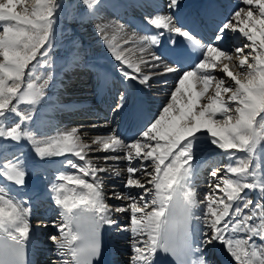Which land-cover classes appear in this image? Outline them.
Wrapping results in <instances>:
<instances>
[{"label":"snow or ice","instance_id":"1","mask_svg":"<svg viewBox=\"0 0 264 264\" xmlns=\"http://www.w3.org/2000/svg\"><path fill=\"white\" fill-rule=\"evenodd\" d=\"M242 2L247 7L221 21L207 43L185 30L183 20L176 25L173 16L180 0H168L170 12L149 18L156 30H164L157 34L137 38L127 34L122 24L94 25L112 57L121 63L119 72L125 81L147 84L160 74L154 70L161 68L165 74L178 73L169 102L153 120L130 137L122 138L110 128L109 134L94 141L105 152L116 153L97 159L127 163L124 187L129 191L113 192L112 198L121 204L110 207L100 175L109 169L93 166L88 159L93 149L83 142L78 129L38 139L28 127L32 113L21 110V104L34 106L45 96L48 80L38 85L43 76L38 70L52 68L54 26L62 3L34 0L29 5L27 0H0V156L6 161L0 166V178L19 188L26 186L30 172L22 151L25 142L40 160L76 158L64 161L75 171L59 172L55 182L46 185L55 204L63 209V222H52L60 238L49 237L61 264H102V229L106 225L130 234L128 264H162L164 255L175 258L177 264H214L206 250L216 244L225 247L235 264H264V247L256 244L257 239L264 240V0ZM79 4L91 20L96 18L101 0H79ZM80 20L84 22L83 17ZM236 33L246 43L229 47V34ZM176 35L200 53L192 64L186 66L193 54L176 44ZM128 44L135 47H126ZM234 59L243 68L239 74L225 63ZM142 65L149 73L142 71ZM217 68L223 76H216ZM226 81L230 82L226 85ZM127 102V95L121 92L114 110ZM202 135L234 160L212 170L210 175L218 182L205 194L206 202L198 201L191 183ZM237 152L245 155L237 157ZM112 175L119 178L121 171L117 168ZM39 179L48 181L43 173ZM134 188L141 191H131ZM249 192L259 193L258 199H251ZM199 203H205L204 230L194 248L190 228ZM31 211L29 200L15 199L0 187V264H28ZM112 212L127 213L128 223L121 224Z\"/></svg>","mask_w":264,"mask_h":264},{"label":"bare ground","instance_id":"2","mask_svg":"<svg viewBox=\"0 0 264 264\" xmlns=\"http://www.w3.org/2000/svg\"><path fill=\"white\" fill-rule=\"evenodd\" d=\"M167 2L168 0H145V3H144L146 6L145 7L143 5V0H101V5L97 8L96 18L89 20L88 17L85 15L83 23L81 22V20L73 19L72 24H70V26L71 27L73 26L72 28H74L76 30V33L78 34V38H79L78 50L81 51V54L78 55L75 53L73 56H71L72 58L71 64L65 67L64 72L63 70L60 71L61 65L58 64L55 66L57 74L58 75L60 74V76L55 77L54 83L50 87V90H49L50 92L48 93V95L46 94L39 103L43 106L44 117L42 121L39 123V131L37 132L35 130L34 131L38 133L37 135L42 134V133L44 134V137L41 139H46L50 136H53L57 132L68 131V130H71L72 128H76L78 129V135L81 137L83 142L91 145V148L93 149V151L89 152V156H88V159L92 160L93 166L94 167H106L109 169L107 173H101L100 175H103L102 176L103 189H104V193L106 194V203L110 207L121 204V200L112 198L113 192L117 194H122V193L126 194V192L129 191L128 189H125L124 187V181L127 178V172H126L127 166L121 165L123 163H126V161L124 160H121L120 162L108 161L107 163H105L104 160L96 158L97 156L103 157L105 155H116V153H112L110 151L105 152L102 148V145L98 146L94 143L95 140L101 137H104V134H103V131L101 132L96 129L97 127H100L101 125L94 122L96 119L92 117L91 112L89 113L90 117L88 118V121L85 122L84 120L81 119L82 115L85 114L84 113L86 111L85 107H91L92 103L94 102V98L92 95L94 92L93 85L89 86L91 83L89 78L86 79L83 74L79 76H76L74 74L71 76L69 75L75 71L81 70L83 68L82 64L84 62L82 61H84L85 59L84 57L87 56L88 53H91V54H95L96 56V61L93 64L94 66H92V70H91L93 72L90 73L93 76V78L100 77L102 75L100 73L102 71V67L105 69L106 74L114 73L116 76L121 77L122 75H120V73L117 71V69L121 68V63L119 61H116L112 57L110 51L106 47L105 42L101 39L100 35H98L97 32L95 31L94 25L97 23L109 24L110 22H115L116 24H122V18L131 19L134 17L133 16L134 14L138 13V11L140 13H143V14L139 13V15H141L142 19L146 21L147 18L145 16H150L157 10H158V14H161V13L166 14V12L170 10L167 8ZM185 2L186 1H184V4ZM200 4H201L200 0H196L194 3L191 4V6L200 5ZM132 6L136 8V11L133 9ZM245 7L247 6L243 5L242 7H239V8H245ZM199 25L200 24H193L191 26L197 27ZM124 28H125L126 33L129 35L135 34L137 38L143 37V35L140 32H138L132 27L124 26ZM107 31L109 35L113 34L111 29H108ZM239 41L241 42V44L246 43L245 38L242 35L236 33L235 39L228 40V45L235 47L239 45ZM126 47H135V45L128 44L126 45ZM82 49L84 50L82 51ZM247 52H248V49H245V53ZM137 55H139V53H137ZM249 62H251V59ZM235 63H236V66L229 64V70L233 71L234 74H239L243 71V68L238 66V61ZM142 71L144 73H149V69L143 65H142ZM154 71L161 72L160 70H154ZM216 73H217V77H221L224 75L220 71V68L216 69ZM177 74L178 73H175V72L166 73V74L165 72H162L159 75L153 76L150 82H148L147 84H139L137 82L129 80L128 81L129 90L134 100L128 104L135 105L136 99L138 97L143 99L146 102V104H160L163 100V98L160 96L161 89L165 87L170 88L168 85L177 84L178 78L177 79L175 78L176 77L175 75ZM54 75H55V72H54ZM112 76L114 75L112 74ZM168 78L169 80H167ZM229 82L230 81H226V85ZM82 87H85V89H82ZM136 90H139L141 94L139 95L136 92ZM137 105L140 107L142 104H137ZM140 122L144 123V120L141 118H133V120L131 121V125L130 126L128 125L127 129L121 134V136L129 131L133 133L138 131ZM31 128L32 127H30L29 129ZM106 133L109 134V131H107ZM204 144L205 143L201 142L200 147L202 148ZM97 147L100 148V151L98 152L95 151ZM201 148L197 152L196 159L193 161V165L196 170H198V168L196 167L200 163H202V161L205 162L207 158L211 157V153L216 155L221 151L212 145H210L209 147H205L204 149H201ZM121 155H123V153H121ZM26 156H27V153H26ZM73 159H76V158H73ZM26 160H29V158L27 157ZM64 161H65V158L63 157H53L51 160H47L44 166H40V169L37 172L41 171L43 174H47L48 178L50 175H52V178L49 180V182H55L54 180L55 176L59 172H62L63 169L64 171H67V172L75 171L69 168L68 166H65L66 164L64 163ZM79 163L83 164L84 162L79 161ZM206 167H209V165ZM117 168L121 171V177L117 178L113 175L114 176L113 178V176H109L110 174L112 175V172H114ZM219 168L222 169L223 167L219 166ZM213 169L214 168H212L210 172L198 173V175L200 176L199 178H197L198 182H200L199 188L197 187L198 184L193 183V181L195 180L194 178L195 175L192 179L191 183L197 193L198 201L206 202L205 194L212 192L211 189L214 187V184L218 182L216 181L215 178H213L210 175ZM136 176L138 178H141L142 182H144V178L140 176V173H137ZM206 177H209V178L206 180ZM36 180H37V177H34L33 181H36ZM29 181H31V179H29L28 182ZM210 181H212L211 185L209 183ZM201 185H203V188H201ZM0 187H4L5 190L8 191L9 195H12L15 199L19 200L21 198L24 199V197H27L26 193L22 192L17 186L12 185L10 182L3 180V178H0ZM131 191L135 193H139L141 189L134 188V189H131ZM42 192H43V195L49 199L50 204L52 203L51 210H53V212L51 211V213H49L42 209L43 206H47L45 205L46 202L42 198L40 199L39 203L35 205H30L31 210H32L31 217H30V224H31L30 242L31 244H29L28 246L30 259L33 264H48L49 262H46L47 260L46 256L47 254H49L48 256L52 260L50 264H61V259L59 257H56L57 256L56 253H55V257H56L55 259H57V261H54L53 258L51 257L52 256L51 251H53V247H55V244L53 241L49 239L50 236L55 235V234L57 238H60V233L59 232L55 233L57 229L51 227V225L46 228L42 227L39 230L37 226H40L42 223H44L42 222V220H37L36 227L33 226V222L35 221V218L37 217H42V219L47 220V221H52L54 217H57L56 221H58V223L63 222V218L61 215L63 212V209L58 207L55 204L54 198L52 194L47 190L46 186L43 188ZM248 196L255 201L258 199L259 193L249 192ZM203 207H200V203H199L197 208L194 209L195 218L192 221V224L196 231V233H193V236H192V243H193L194 248L196 247L200 239V233H201V224H200L201 222H200L198 210H201V208ZM149 210H151V208ZM110 215H112L114 218H118L121 224L128 223L127 213L112 212L110 213ZM105 228H106V233L108 236L107 238L109 240V245L115 257L114 258L115 264H128V260H129L131 253H127L125 257L122 258V261H121L119 258L120 250L118 246L126 249L129 244L126 245V244L119 243L117 246L116 241H114L116 236L112 238L109 237L111 234L110 231H112V233L117 234L118 236H122L123 234L127 235V232H121L120 234H118L116 232L117 229L115 226L109 227L106 225L102 229L103 234H105ZM66 230L67 229H65V231ZM102 239H103V244H104L105 239L103 236H102ZM256 244L260 245L261 247H264V240H262V242L259 243L257 239ZM221 250L226 251L225 247L222 244H216L214 246H211L210 250H206V251H208L210 259L212 260L220 259L221 260V253H220ZM105 254H106V249L104 246L103 255ZM190 258H195V257L193 255ZM68 259L70 260L71 258L68 257ZM229 264H235L234 259L231 256H230Z\"/></svg>","mask_w":264,"mask_h":264},{"label":"rangeland","instance_id":"3","mask_svg":"<svg viewBox=\"0 0 264 264\" xmlns=\"http://www.w3.org/2000/svg\"><path fill=\"white\" fill-rule=\"evenodd\" d=\"M184 1H186L187 4H186V2L184 4ZM59 2L62 3L63 7H62L61 11L58 13L57 23L54 26V33H55V35H54V43H53L52 51H51V54H50V59L52 61V68H51V70H47V69L38 70V71H43V76H42L41 80L36 82L39 85V84L43 83V80L47 79L48 83H47V85L45 87V91H47L48 93L50 92L49 91L50 90L49 87L53 85L51 81L53 79H55V77L60 76V74L59 75L56 74L55 66L60 64V63H63L66 60H68L69 57H71L72 54H75V53L76 54H81V51L78 50V45H79L78 44L79 43L78 34L76 33V30L74 28H72L73 26L72 27L70 26V24H72V20L73 19L80 20V17L84 18L86 10L79 4V0H59ZM181 2H182V4H181ZM194 2H195V0H192V1L191 0H180V4H181L180 7L181 8H185L186 6L188 7L189 4H192ZM27 3L29 5H31L32 3H34V0H27ZM143 3H145V0H143ZM74 42H75V44H74ZM83 50L84 49H82V51ZM92 57L95 58L94 54L90 53V57H88V59H91ZM237 61L238 60L234 59V61H232V62L225 61V63H229L230 65L236 66L235 62H237ZM49 71H50V75H51L50 79L48 78L49 77ZM54 72H55V75H54ZM215 74L217 76L216 70H215ZM241 78H243V77H241ZM168 86L170 88L165 87V88L161 89V95L160 96L163 98V100H162V103L158 105V108L160 110L162 109L163 106H165L169 102L170 93L173 91L174 87L177 86V84H172V85H168ZM213 88H214V84H213ZM48 93H47V95H48ZM203 102H205V101H202V103ZM33 109H35V110L33 111ZM21 110L25 111V112H31L32 113L33 119L28 122V127L29 128L32 127L31 129L33 130V132L39 131V129L37 128V125L42 121V114L41 113L43 111V106L41 104H39V103L37 105H34V106L33 105H29V104H21ZM36 132H35V134L37 135L38 133H36ZM203 136L204 135H202L200 137V140H201V142H203L205 144L203 145L202 148L200 147L201 149H204L205 147H209L210 146V143H208V137H206V136L203 137ZM37 137H38V139H41V138L44 137V134L43 133L39 134V135H37ZM22 151L24 152V155H25L24 156L25 164L28 163L26 165L27 169L28 170H33L34 166L35 165L37 166V163L39 162V159L35 156V154L33 153L32 149H31V147H29L26 142H25L24 146L22 147ZM204 152H206V151H204ZM220 152H222V151H220ZM26 153H27V156H26ZM220 154L223 156V159H229L228 158V154H226V153H220ZM235 155L237 157H238V155L244 156L245 153L237 152V153H235ZM27 157L29 158V160H26ZM215 157H216V155L213 156V158H215ZM2 159L4 160V162H3ZM51 159L52 158H49L47 160H51ZM0 161L2 162V163L0 162V164H3V163L6 162L5 159L3 158V156H0ZM229 163H234V160H230ZM149 171H152V169H150ZM222 173H221V175L224 174V173L223 174ZM37 175H39V174H37ZM211 190L213 191L214 187ZM203 206H205V203L204 204H202V203L200 204V207H203ZM204 208L205 207L201 208V219L204 217V213H205V209ZM201 221H202L201 230L203 231L204 230L203 219ZM55 233H57V231ZM125 244L128 245L127 243H125ZM55 248L56 247H53V250L56 253ZM55 253H54V256H51V257L53 258L54 261H57V259H55V258L58 257V256L55 257ZM51 254L53 255V253H51Z\"/></svg>","mask_w":264,"mask_h":264}]
</instances>
